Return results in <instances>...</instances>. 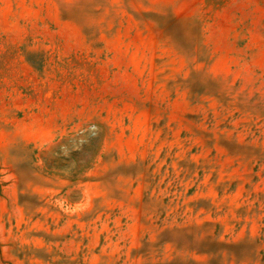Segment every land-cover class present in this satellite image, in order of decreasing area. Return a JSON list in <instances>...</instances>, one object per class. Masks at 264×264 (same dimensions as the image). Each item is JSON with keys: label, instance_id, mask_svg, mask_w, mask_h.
Instances as JSON below:
<instances>
[{"label": "rangeland", "instance_id": "obj_1", "mask_svg": "<svg viewBox=\"0 0 264 264\" xmlns=\"http://www.w3.org/2000/svg\"><path fill=\"white\" fill-rule=\"evenodd\" d=\"M0 264H264V0H0Z\"/></svg>", "mask_w": 264, "mask_h": 264}]
</instances>
